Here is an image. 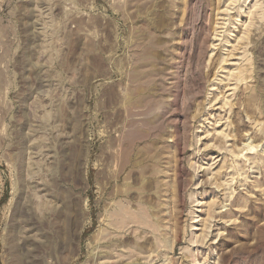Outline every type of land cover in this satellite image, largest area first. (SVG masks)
Listing matches in <instances>:
<instances>
[{
	"label": "rangeland",
	"instance_id": "obj_1",
	"mask_svg": "<svg viewBox=\"0 0 264 264\" xmlns=\"http://www.w3.org/2000/svg\"><path fill=\"white\" fill-rule=\"evenodd\" d=\"M0 264H264V0H0Z\"/></svg>",
	"mask_w": 264,
	"mask_h": 264
},
{
	"label": "bare ground",
	"instance_id": "obj_2",
	"mask_svg": "<svg viewBox=\"0 0 264 264\" xmlns=\"http://www.w3.org/2000/svg\"><path fill=\"white\" fill-rule=\"evenodd\" d=\"M238 74V73H237ZM240 74V73H239ZM203 220V219H202ZM202 229V228H201Z\"/></svg>",
	"mask_w": 264,
	"mask_h": 264
}]
</instances>
